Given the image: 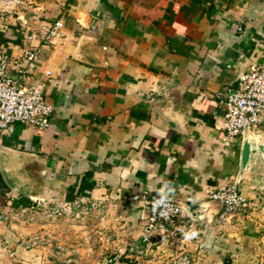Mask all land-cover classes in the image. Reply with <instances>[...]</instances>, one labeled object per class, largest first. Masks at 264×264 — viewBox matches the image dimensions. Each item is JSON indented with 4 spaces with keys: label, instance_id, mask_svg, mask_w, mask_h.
Segmentation results:
<instances>
[{
    "label": "crops",
    "instance_id": "crops-1",
    "mask_svg": "<svg viewBox=\"0 0 264 264\" xmlns=\"http://www.w3.org/2000/svg\"><path fill=\"white\" fill-rule=\"evenodd\" d=\"M23 2L0 19V48L12 68L20 47L39 49L27 80L44 84L53 112L43 131L15 125L0 134L2 165L17 181L13 191L0 173V213L103 200L123 207L136 239L148 210L131 198L169 194L204 205L193 227L198 262L264 264V177L239 183L250 206L232 224L206 196L239 175L242 136H224L223 95L264 62V0ZM57 20L61 37L26 44ZM14 237L15 226L0 221V241Z\"/></svg>",
    "mask_w": 264,
    "mask_h": 264
},
{
    "label": "built area",
    "instance_id": "built-area-1",
    "mask_svg": "<svg viewBox=\"0 0 264 264\" xmlns=\"http://www.w3.org/2000/svg\"><path fill=\"white\" fill-rule=\"evenodd\" d=\"M23 4V0H0V19L13 18ZM61 28L62 23L57 20L52 25L39 28L36 32L25 36L24 39L26 44L37 37L42 42H50L54 38L61 37ZM39 54L37 47L30 45L20 47L17 65L12 68L10 54L5 48H0V134L15 125H26L43 131L50 124L53 107L44 98V84L27 80L36 67ZM223 96L225 113L222 119V131L225 137H241L246 129L258 128L264 122V62L249 64L240 75L239 87L226 92ZM206 196L207 200L220 205L221 222L227 221L232 224L234 217L241 215L250 206L248 200L241 194L236 180L207 190ZM131 200L142 201L148 210L145 233L141 235L142 241L146 243L157 236L161 240L166 237H180L176 240L180 241L189 233L188 228L192 227V224H199L204 218L205 208L197 210L199 218L192 216L186 212L182 201L169 194L150 198H146L145 195H135ZM33 204L36 205L35 207L48 209L53 215H61L79 210L84 206L85 199L78 198L72 202L41 200ZM10 212L0 213V221L5 222ZM131 245L132 251L133 248L135 251L139 249L137 242ZM17 251L18 247L11 248L0 241V258H13ZM191 262V255L188 251H183L173 259L172 264H191Z\"/></svg>",
    "mask_w": 264,
    "mask_h": 264
},
{
    "label": "rangeland",
    "instance_id": "rangeland-1",
    "mask_svg": "<svg viewBox=\"0 0 264 264\" xmlns=\"http://www.w3.org/2000/svg\"><path fill=\"white\" fill-rule=\"evenodd\" d=\"M105 203L85 199L82 208L61 215L35 204L14 208L5 224L15 226V237L5 243L18 251L13 258H0V264H172L183 251L191 255V264H201L193 238L195 224L180 241L157 236L146 243L141 236L134 239L133 223L119 211L123 207ZM135 242L139 249L132 251Z\"/></svg>",
    "mask_w": 264,
    "mask_h": 264
},
{
    "label": "water",
    "instance_id": "water-1",
    "mask_svg": "<svg viewBox=\"0 0 264 264\" xmlns=\"http://www.w3.org/2000/svg\"><path fill=\"white\" fill-rule=\"evenodd\" d=\"M2 158L0 157V173L5 183L15 191L17 181L5 171ZM247 175L264 177V134L258 128L246 129L242 136L240 171L236 182L239 184ZM182 205L187 213L198 218L200 216L197 215V210L204 208V205H193L191 201H183Z\"/></svg>",
    "mask_w": 264,
    "mask_h": 264
}]
</instances>
